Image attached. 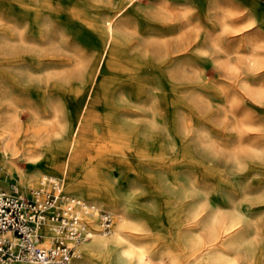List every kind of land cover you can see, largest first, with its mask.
Instances as JSON below:
<instances>
[{
	"label": "rangeland",
	"instance_id": "374dc122",
	"mask_svg": "<svg viewBox=\"0 0 264 264\" xmlns=\"http://www.w3.org/2000/svg\"><path fill=\"white\" fill-rule=\"evenodd\" d=\"M226 1L242 5V18L233 16L229 26L219 25L213 17L216 4ZM249 12L264 19V0H0V59L6 60L0 63V117L11 102L15 115L11 124L24 129L30 124L46 127L53 143L66 130H74L85 163V167L76 164L66 172H55L32 165L34 159L16 158L14 169L0 167V188L16 183L27 192L46 174L61 180L64 192L79 196L69 191L70 180L96 172L98 187L108 181L117 188L131 189L130 212L142 225L127 231L126 236L145 250L149 264H205L212 250L226 259L237 258L234 264H264V99L258 101L252 94L264 91V66L246 69L247 57L254 51L249 36L264 31V24L241 28ZM179 34L193 38L191 49L166 61L168 55L164 62L156 49L163 45L172 50ZM237 35L240 40L232 43ZM136 53L142 54L140 64L134 61ZM256 53L264 59V47ZM221 60L231 69L222 68ZM191 63L194 74L190 73ZM179 66L186 71L180 73ZM195 87L199 90L193 91ZM143 88L148 95L135 98L133 91ZM191 92L201 97H197L200 109L209 108L211 113V120L200 124L202 135H213L214 149L223 151L222 156L207 161L208 156H201L192 145L189 148L187 139L180 166L176 163L168 168L194 182L206 200L194 221L175 209L177 199L165 191L168 184L164 185L160 161L143 156L139 141L148 139L138 131L147 125L158 131L159 140L166 136L165 131L176 141L179 137L178 143L182 137L189 138L185 130L195 131L197 123L195 109H190L196 100ZM129 102L142 104L135 107L138 113L118 116L122 126L127 122L136 125L133 137L121 144L106 137L105 117L109 105L127 103L130 107ZM205 103H209L206 109ZM84 105L86 111L79 117ZM21 133L18 138L23 140ZM173 153L169 155L174 157ZM44 154L35 160L39 162ZM229 155L235 160H229ZM65 156L63 153L62 159ZM34 171L32 185L20 178V173L29 176ZM85 200L109 208L103 202ZM211 209L222 220L227 213H237L241 222L229 239L235 232L243 241L236 247L227 246L229 239L225 242V236L219 234L209 249L201 251L199 244L200 256L195 259L183 234L200 228ZM113 211L124 214L118 207ZM199 234L201 243L206 241L205 232ZM106 263L105 257L85 260V264Z\"/></svg>",
	"mask_w": 264,
	"mask_h": 264
},
{
	"label": "bare ground",
	"instance_id": "6f19581e",
	"mask_svg": "<svg viewBox=\"0 0 264 264\" xmlns=\"http://www.w3.org/2000/svg\"><path fill=\"white\" fill-rule=\"evenodd\" d=\"M216 5L217 12L214 14L213 17L216 18V20L214 21L219 22V25L229 26V21H232V19L234 18L233 16H237V18H242L241 16H239L242 14H239L240 11L242 12V5L233 4L232 1H226V3L220 2ZM261 15L264 16V12L261 13ZM244 19L245 22H243L241 28L249 29L253 27L256 22L264 24V19L259 20V18H256L255 13H247ZM241 28H238L236 30H239ZM192 40L193 38H189L185 34H181L173 42L174 47H172V50H167L165 47H163V45H161V47L163 48L159 47L160 49H156V51H159V53L163 54L161 57L163 61L166 56L170 55L169 58L166 59V61H168L171 57L187 53L188 50L191 49ZM249 40L254 43V45H252L254 51H252L247 57L246 69L250 71L259 70L264 66V59L258 57V53H256V51L259 47H264V31L262 30L258 33H252L249 36ZM192 48L193 50L196 49L195 45ZM140 53H136L134 58V61L139 62V64L141 62V60H139V56L142 55ZM13 61H15V59ZM1 62L4 63L6 62V60L0 59V63ZM183 62L186 63L185 60ZM190 65V73H196V71H194L196 69L194 68L192 63ZM219 65L225 70L231 69L228 66L226 60H221L219 62ZM178 69L180 70V73L183 72V69L184 71H186L185 67L183 66H179ZM171 72H176V69H173V71ZM136 78L138 80L140 79L138 77H135V79ZM56 89L63 90L62 87H58ZM165 89L167 90V88ZM197 90L199 89H196V87L195 89H193V91ZM142 93L148 95L144 88L138 91L134 90L132 94L136 98L137 95H140ZM252 94L254 99L258 101L264 99V91H254ZM193 95L196 97V100L195 102L193 101V106L190 109H195V114L197 115V123L194 121V127L196 128L195 131L189 133V131L187 132V130H185V135H188L189 138L185 139L182 137V139L178 143L177 141L179 140V137L176 141L172 139V135L167 134L165 130L163 131H165L164 134L166 136H163L162 140L156 138L158 131L149 130L150 126L143 125L142 127L140 126L138 130L140 131L141 135H144L148 139L147 141L142 143L139 141V146L143 150V156L152 155L154 156V160L160 161V167L162 169L161 172L163 173L164 177V185L166 183L168 184V186H166L168 188H165V191H167L168 195L176 196L177 204L174 207L179 211V214L180 212H183L182 214L187 219L192 221H194L200 215L201 210H203L206 206V203H204L206 200L201 197L199 190L195 186L194 182L190 180L185 181L182 177H180V174L172 170L168 171V168L172 169L170 166L176 163H178L180 166L179 158L180 156L184 157L188 149L185 145V140L187 139H190V143H188L189 148L190 145H192L200 151L201 156H208L207 161L212 162L220 155H223L222 150L217 148L214 149L213 144L215 139H213V135H202V129H200L202 127L200 124H202V122L207 123L208 121H210L211 113L209 111V108L208 111L201 110L200 107L202 104L198 103L197 101V97L199 100L201 97L195 95L194 92H191L190 96ZM195 97H193L192 99H195ZM128 104H130L131 106L126 107L127 103H125L124 105L121 103L119 105H109L110 110L108 112L105 110L108 115L105 114L107 115L106 117L104 115L106 119V133L108 134L106 137H109L110 139L114 138L115 142L121 144H124L126 140H128V138L133 137V128L136 125L135 123L127 122V124L125 123L126 127H124L121 125V120L117 119L118 116L121 115V113L123 112L129 113L134 111V113H138V111L135 110V107H139V104L142 103H138V105H135L129 102ZM13 105L14 103L10 102L6 114L0 117V167H4L7 170L14 169L13 160L16 158L23 157L34 159L32 160V165H39L38 167L44 165L46 170H51L55 172H66L70 166H72L73 168L76 166V164L77 166L79 165L81 167L82 165L83 167H85V163L82 162L81 159L83 153L79 151L80 147L79 141L77 140V132L74 133V130H72L71 132L65 129L66 135L60 136V138L56 139L54 141L55 143H53V140L51 139L46 127H37L35 125L30 124L24 129L18 125H15V123L11 124L12 121H14L15 119V115L12 114V111L10 110ZM207 106L209 107V103H207ZM207 106L205 103V109ZM51 108L52 110H56V107L52 105V102ZM86 108V105H84L80 109V111L78 112L79 117L80 115L81 117H83ZM104 108L107 109L106 107ZM10 113L11 115H9ZM174 120V123L176 122V125L178 126L179 118L175 116ZM183 126L190 127L188 124L186 125V122L183 124ZM135 129L136 128H134V130ZM22 131L24 137L23 140L18 138ZM173 151H175L176 153L174 157H171V155L169 154L173 153ZM42 152H44L45 154L41 157V160L38 162L37 160H35V158ZM63 153H66V156L62 159ZM228 159L235 160L233 155H229ZM164 171L166 173V176H164ZM34 174H37V171H34L33 174L29 176L20 173V178L25 181L28 185H32L36 181L34 178ZM41 177H51L56 181L58 180L57 177L46 174H42ZM98 177V173L96 172L94 174L86 172L84 176L78 179H71L69 182L68 189L71 193L79 195L77 196L79 198L81 196L84 199L97 200L99 202L105 203L110 208H108L109 210L107 209L109 213H112L114 215L112 227L109 233H105L102 231L99 232L100 230H98L97 217L95 215L91 216L89 219L93 223L92 226L95 231H93V234L90 239L80 244L79 254L71 261L70 264H85V260L91 256H95L97 258L105 257L108 260V263L106 264H149L147 256L145 254V250L139 245L134 244L132 240L126 236L127 231H129L130 229H139L142 225V222L134 221L133 216L130 212L133 202L131 189L117 188L114 183L111 184V182L109 183L108 181L105 182V185L103 187H98L95 185L98 181L100 182V177ZM117 207L122 209V213L124 214L119 213V215H117L118 213L116 214V211H113ZM215 210L216 209H211V211L207 215L206 220L202 223L200 228H194L193 232L183 234L182 240L185 242L186 245L191 248V250H189V253L195 259L200 256V252L197 254V247L199 246V244H201V248H203L201 251L209 249L214 245V241L219 238V234L225 236L226 233H231L232 230L238 227L239 223L241 222V218L240 216H238L237 213H227L222 216V220V218H220L219 212L217 213ZM217 223L219 224V228H216ZM201 232H205L207 236L206 241H202V243L201 235L199 234ZM182 233L183 231L180 232V234L177 233V235L180 236ZM241 241H243L242 237H232L227 242V246L236 247ZM126 252L129 253V256L131 258L124 256V253ZM236 261L237 258L226 259L220 256L217 252H214L213 250L209 254V256H206L204 259L205 264H234ZM22 264L35 263L24 262Z\"/></svg>",
	"mask_w": 264,
	"mask_h": 264
},
{
	"label": "built area",
	"instance_id": "2783aa9c",
	"mask_svg": "<svg viewBox=\"0 0 264 264\" xmlns=\"http://www.w3.org/2000/svg\"><path fill=\"white\" fill-rule=\"evenodd\" d=\"M41 176L27 192L16 183L0 188V264H70L95 231L91 216L99 232L111 230L114 215L107 209L64 192L59 179Z\"/></svg>",
	"mask_w": 264,
	"mask_h": 264
},
{
	"label": "snow or ice",
	"instance_id": "6c2138e0",
	"mask_svg": "<svg viewBox=\"0 0 264 264\" xmlns=\"http://www.w3.org/2000/svg\"><path fill=\"white\" fill-rule=\"evenodd\" d=\"M121 22H125L124 20H123V18L121 17ZM129 23H130V21H129ZM240 40V36L239 35H237L236 37H234L233 38V40H232V43H235V42H237V41H239ZM180 59H183V57H181ZM186 175L188 174V173H185ZM108 218V213L106 212L105 213V219H107ZM137 231H139V230H137ZM231 236L232 237H235L236 236V233L235 232H233L232 234H231ZM228 239H229V234H225V242H227L228 241ZM124 256L125 257H128V258H131L130 256H129V253H124Z\"/></svg>",
	"mask_w": 264,
	"mask_h": 264
}]
</instances>
